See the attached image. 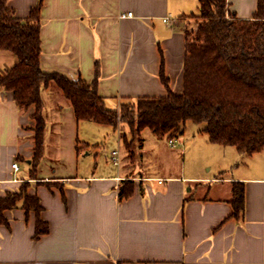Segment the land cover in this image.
Returning <instances> with one entry per match:
<instances>
[{
    "label": "crops",
    "instance_id": "1",
    "mask_svg": "<svg viewBox=\"0 0 264 264\" xmlns=\"http://www.w3.org/2000/svg\"><path fill=\"white\" fill-rule=\"evenodd\" d=\"M39 1L9 0L8 7L26 19ZM229 2L239 18H252L258 6V0ZM192 5L191 0H43L42 69L92 82L99 65L98 93L111 109L167 95L162 69L171 89L181 93L187 30L199 0L196 9ZM128 12L133 15L122 16ZM17 63L13 52L0 49V75ZM41 94L44 155L31 178L35 107L22 109L13 91L0 90V195L30 180L29 193L40 198L41 218L49 226L35 237L36 212L21 205L7 209V223H0V264H264V150L246 155L209 139L220 160H204L207 173L167 168L146 173L137 163L146 165V154L163 139L183 146V135L171 137L172 145L171 138L146 128L125 160L121 133L110 157H100L102 143L92 131L112 126L79 120L56 84L44 86ZM125 180L133 181L134 191L121 197ZM234 181L245 184L240 218L230 217Z\"/></svg>",
    "mask_w": 264,
    "mask_h": 264
},
{
    "label": "trees",
    "instance_id": "2",
    "mask_svg": "<svg viewBox=\"0 0 264 264\" xmlns=\"http://www.w3.org/2000/svg\"><path fill=\"white\" fill-rule=\"evenodd\" d=\"M0 0V49L13 52L18 59L6 74L0 75V90L13 91L22 109L35 107V147L31 158V178H36L44 155L46 121L43 115L42 88L54 81L75 108L79 120L91 119L117 129L127 123L132 134L150 128L158 136L182 135L188 121L205 124L204 130L213 143L230 145L246 155L264 150V0H258L252 18H239L229 0H199L197 28L187 30L184 64V90L173 91L161 70L168 88L165 96L142 97L122 103L118 109L105 104L97 89L96 78L72 80L57 72L42 69L40 8H32L22 19ZM132 142V141H131ZM30 180L19 190L0 195V223H7L5 211L21 205L27 213L36 212L35 237L49 231L41 218L43 206L37 195L29 193ZM134 191L132 180H125L120 196ZM245 184L233 182V211L240 218L245 209Z\"/></svg>",
    "mask_w": 264,
    "mask_h": 264
},
{
    "label": "rangeland",
    "instance_id": "3",
    "mask_svg": "<svg viewBox=\"0 0 264 264\" xmlns=\"http://www.w3.org/2000/svg\"><path fill=\"white\" fill-rule=\"evenodd\" d=\"M191 3L193 4L192 6L195 7L198 5V0H191ZM196 28V19L193 18L189 26V31L193 29L195 30ZM50 84L56 83L52 81ZM112 127L109 129L107 128V130L104 127H101V132L93 129V135L95 134L94 136H97L99 141L102 143L101 148L97 151H99L100 157L109 158V152L113 147L118 146V139L122 133L126 137L127 141V148L122 145V155H125V160H128L129 154L133 151V148L139 147L138 144H140L141 140L139 133L136 131L131 135V128L127 123H120L116 131H114ZM204 127L205 124H197L193 121H188L184 129L185 132L182 134L185 138V144L183 146L180 145L179 147H171L167 138L163 139V142L157 144L155 152H148L146 154L148 159L147 164L142 165L141 163H137V167L139 168L140 166V170H143L146 173H150L152 171L159 172L163 170L162 168H167V170L169 169V171L173 173L187 170V175L192 174L191 172H194L197 169L203 174L207 173L206 168L203 167V161L210 160L209 162L211 163H217L220 158H218V152L210 149V146L213 145H211L212 143L209 141V135L204 130ZM131 136L133 139H131ZM163 137L164 136H162V138ZM197 163L202 165L199 164L200 166H197ZM208 173L212 174V172Z\"/></svg>",
    "mask_w": 264,
    "mask_h": 264
},
{
    "label": "built area",
    "instance_id": "4",
    "mask_svg": "<svg viewBox=\"0 0 264 264\" xmlns=\"http://www.w3.org/2000/svg\"><path fill=\"white\" fill-rule=\"evenodd\" d=\"M127 15H129V16H132L133 15V12H128L127 14H123L122 16H127ZM170 143L172 144V145H175V140L173 139V138H171L170 139ZM117 155H118V151L117 150H115V151H113V160H114V162L115 163H119V160H118V158H117ZM13 167L16 169V170H18L19 169V165H18V163L17 162H14L13 163Z\"/></svg>",
    "mask_w": 264,
    "mask_h": 264
}]
</instances>
